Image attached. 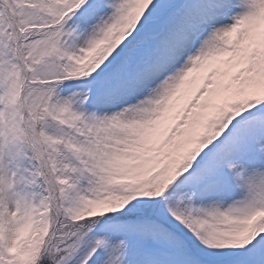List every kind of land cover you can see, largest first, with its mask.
<instances>
[{"label": "snow or ice", "instance_id": "1", "mask_svg": "<svg viewBox=\"0 0 264 264\" xmlns=\"http://www.w3.org/2000/svg\"><path fill=\"white\" fill-rule=\"evenodd\" d=\"M0 264H264V0H0Z\"/></svg>", "mask_w": 264, "mask_h": 264}]
</instances>
